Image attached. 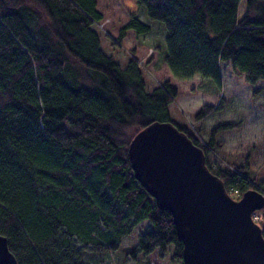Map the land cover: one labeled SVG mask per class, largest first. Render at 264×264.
Returning a JSON list of instances; mask_svg holds the SVG:
<instances>
[{
  "label": "trees",
  "instance_id": "16d2710c",
  "mask_svg": "<svg viewBox=\"0 0 264 264\" xmlns=\"http://www.w3.org/2000/svg\"><path fill=\"white\" fill-rule=\"evenodd\" d=\"M240 2L138 0L167 30L162 58L173 75L200 74L218 93L224 61L247 82H263L257 95L264 92V0H245L242 16ZM102 18L98 0H0V234L16 264H109L105 255L146 223L126 254L163 256L172 248L171 258L184 264L171 212L131 165V141L154 122L186 133L228 191L264 194L248 159L219 166L210 157L223 146L218 134L238 126L218 123L204 137L202 122L222 109L223 97L203 104L193 123L177 121L170 105L179 89L165 79L149 90L134 52L124 64L107 53L94 25ZM129 30L141 35L152 26L132 15L112 42L121 45ZM260 213L264 231V207Z\"/></svg>",
  "mask_w": 264,
  "mask_h": 264
},
{
  "label": "water",
  "instance_id": "95a60500",
  "mask_svg": "<svg viewBox=\"0 0 264 264\" xmlns=\"http://www.w3.org/2000/svg\"><path fill=\"white\" fill-rule=\"evenodd\" d=\"M136 179L168 209L183 241L184 264H264V236L253 213L257 189L235 199L206 165L203 150L172 122H154L129 145ZM0 234V264H16Z\"/></svg>",
  "mask_w": 264,
  "mask_h": 264
},
{
  "label": "rangeland",
  "instance_id": "374dc122",
  "mask_svg": "<svg viewBox=\"0 0 264 264\" xmlns=\"http://www.w3.org/2000/svg\"><path fill=\"white\" fill-rule=\"evenodd\" d=\"M99 8L103 13V22L100 24L102 47L114 55L124 64L131 53L134 52L139 60V65L144 69L147 88L151 90L158 82L169 79L179 89V95L171 103L170 110L177 121L193 123L194 113L205 103L217 104L223 97L222 109L210 114L202 122V133L209 137V130L216 124L230 121L238 123L235 129L218 134L217 139L223 140V146L211 154V159L216 165L226 163L240 164L248 159L249 174L259 177L264 183V92L253 95L256 86L262 85L247 82L243 74L236 72L228 62H222V88L218 93H211L205 88V81L200 74L190 79H181L172 74L168 66L163 62V54L166 50L165 39L167 30L164 24L151 19L138 0H98ZM245 9V0L239 4V15L242 16ZM132 15L151 24L149 33L137 36L132 30L119 43L112 42V37H117L120 28L126 24ZM107 33H110L107 35ZM157 46H161L158 49ZM264 187V185H262ZM233 193V191H230ZM240 197L237 192L232 194ZM262 209L255 213L261 219ZM263 220V218H262ZM148 224H145V227ZM145 227L137 226L133 232L122 240V248L119 251L105 255L109 264H182L171 258L172 248L161 256L159 251L149 255L141 253L136 257L125 252L137 245L140 233ZM147 228V227H146ZM125 252V253H124Z\"/></svg>",
  "mask_w": 264,
  "mask_h": 264
},
{
  "label": "bare ground",
  "instance_id": "6f19581e",
  "mask_svg": "<svg viewBox=\"0 0 264 264\" xmlns=\"http://www.w3.org/2000/svg\"><path fill=\"white\" fill-rule=\"evenodd\" d=\"M103 18H104V16H103ZM103 18L102 19H100L99 21H97V22H95L94 23V25L98 28L99 26H100V24L103 22ZM99 29V28H98ZM133 31V30H132ZM134 32V31H133ZM151 32V31H150ZM135 33V32H134ZM149 33V32H148ZM136 34V33H135ZM146 34V33H145ZM137 35V34H136ZM142 35V34H141ZM137 36H140V35H137ZM141 65V64H140ZM146 77V76H145ZM228 191V190H227ZM231 191V190H230ZM230 191H228L229 193H230V195L232 196V197H234L232 194H234V192L236 191V190H232L233 191V193H231ZM238 191V190H237ZM238 193V195H239V192H237ZM242 196H240V197H238V198H235V199H239V198H241ZM256 213V211L253 213V219H254V214ZM254 221H255V219H254ZM256 222V221H255ZM259 224V223H258ZM260 225V224H259ZM261 226V225H260ZM261 228H262V226H261ZM262 231H263V228H262ZM263 236H264V231H263Z\"/></svg>",
  "mask_w": 264,
  "mask_h": 264
},
{
  "label": "built area",
  "instance_id": "2783aa9c",
  "mask_svg": "<svg viewBox=\"0 0 264 264\" xmlns=\"http://www.w3.org/2000/svg\"><path fill=\"white\" fill-rule=\"evenodd\" d=\"M235 192H238L237 190ZM257 218L256 214H254V219Z\"/></svg>",
  "mask_w": 264,
  "mask_h": 264
},
{
  "label": "flooded vegetation",
  "instance_id": "af4514ba",
  "mask_svg": "<svg viewBox=\"0 0 264 264\" xmlns=\"http://www.w3.org/2000/svg\"><path fill=\"white\" fill-rule=\"evenodd\" d=\"M235 198H237V197H235Z\"/></svg>",
  "mask_w": 264,
  "mask_h": 264
}]
</instances>
